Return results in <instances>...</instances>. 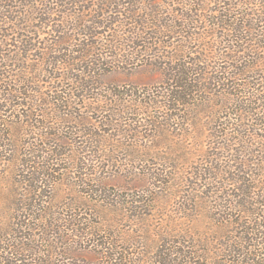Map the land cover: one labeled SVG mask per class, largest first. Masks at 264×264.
<instances>
[{
  "label": "rangeland",
  "instance_id": "374dc122",
  "mask_svg": "<svg viewBox=\"0 0 264 264\" xmlns=\"http://www.w3.org/2000/svg\"><path fill=\"white\" fill-rule=\"evenodd\" d=\"M78 1L0 0V73L32 101L15 100L13 105H22L3 108L1 114L7 124L0 132L2 263L106 264L108 255L103 253L108 251L99 240L109 236L121 244L118 255L124 259L118 264H155L159 252L169 246L190 251L194 256L190 264L243 263L255 246L258 249L252 253L261 255L255 260L264 264V236L259 234H264V109L247 99L264 92L257 85L260 72L256 71L264 67L258 64L264 58V37L255 32L235 44L217 18L229 5L231 16L238 20L264 6V0L116 4L107 9ZM126 9L138 17L131 20ZM118 10L120 15L114 13ZM177 15L192 16L193 21L187 30L180 29L176 41L154 35L153 29L137 32L132 24L137 20L138 25L158 26L160 20H179ZM105 18L109 24L98 28L89 23ZM3 20L19 30L11 32L14 26ZM44 43H52L49 50L56 44L76 51L79 45L89 54L71 55L83 63L66 62L62 54H50L43 62ZM182 45L190 52L183 51L186 60L205 61L203 68L197 67L212 76L220 68L253 66L249 79L245 78L253 86L243 89L244 79L232 80L228 83L232 87L205 83L207 89L198 92L188 108L169 112L163 104L156 105L153 98L168 78L163 69L171 63L161 58L175 56L171 46L177 50ZM234 49L238 53H232ZM58 57L64 63L58 64ZM71 68L90 69L96 88L86 92L87 98L74 91V103L60 107L52 99L75 86L67 80L78 76ZM11 76L26 78L28 90L17 86L18 79L14 82ZM239 110L248 115L244 121L236 115ZM74 129L79 130L78 137ZM54 150L60 157L77 160L70 165L59 161L51 181L38 196L32 194L26 167L44 170L42 153ZM37 157L40 163L35 166ZM241 185L251 193L243 206L245 214L241 210L247 199L237 197ZM26 214L31 217L24 218ZM74 222L79 225L73 231L63 229ZM21 224H28L26 230ZM247 228L257 236L244 235Z\"/></svg>",
  "mask_w": 264,
  "mask_h": 264
},
{
  "label": "trees",
  "instance_id": "16d2710c",
  "mask_svg": "<svg viewBox=\"0 0 264 264\" xmlns=\"http://www.w3.org/2000/svg\"><path fill=\"white\" fill-rule=\"evenodd\" d=\"M60 3L65 2V1H70V0H59ZM239 2V4H248V2L250 0H80L78 1L79 3H84V4H99L100 7H104L107 9V6L112 8L113 6H115L116 4H119V6L123 5V4H231V2ZM255 1H263V0H255ZM75 3V2H74ZM118 6V5H117ZM3 9V7H2ZM117 9V8H116ZM224 9V12L218 13V17L220 20V28L224 31H227V33H229L231 35V38H233L235 41V44L238 43H243L244 40L248 37L251 36L253 33L257 32L259 33V35L263 38L264 37V6H260L259 8L255 9V10H250L248 11V13L246 12L244 15H242V17L240 19H236L235 16H231V14H233V8L230 7L229 5L226 6ZM127 10V9H126ZM186 10H188L189 12H191L192 10L189 8H186ZM102 11V10H101ZM153 10H150L148 12H151ZM196 11V9H195ZM109 13H112V11H110ZM114 13H117L120 15V11H116ZM152 15V13H150ZM104 14H102L103 16ZM126 15H128L129 17H131L130 19L132 20V17H136L138 14H136L135 11L132 10H127ZM154 15V14H153ZM2 16V15H0ZM222 16V19H221ZM138 17V16H137ZM156 17V16H155ZM176 17L179 18L175 20H171L169 23L166 22H161L158 26L156 25H152L149 22H145L143 25H138L137 24V20H134L132 22V24L134 26L138 27L137 32H144L145 30H150L153 29L154 32H152L154 35H160V37L162 39H169L171 41H176V37L180 36L183 32V30H187L188 28H190V25H192V21H193V17L192 16H183V15H177ZM7 19V18H5ZM233 19V20H231ZM144 21V20H143ZM11 24L14 26V29L11 30L14 31L18 28H16V25H14L11 21L7 20H3V23H7ZM88 22V21H87ZM90 25H94L93 28H98L100 27L102 24H109L106 22V18L105 20H103V22L101 23H97V22H91L89 21ZM119 24H117V22H112L111 24L113 25H120V22H118ZM258 25V28H256V26ZM82 26V25H80ZM224 27V28H223ZM135 29V27H133ZM142 30H139V29ZM156 28V30H155ZM181 29V31H180ZM19 30V29H18ZM55 31V30H54ZM58 31H55V33H57ZM1 33V30H0ZM135 32L133 31V34ZM1 38V36H0ZM117 37L113 36V40H116ZM141 39V37H139ZM182 38V37H181ZM187 39L189 41H193V37L190 38V36H187ZM18 41V40H17ZM72 41V40H71ZM75 41V40H73ZM3 41L0 40V45H2ZM183 43L185 42V44L187 43L185 40H179V43ZM260 43V42H259ZM19 44L21 45V41H19ZM52 43L48 44V43H44V47L40 49L43 58L42 61H46L45 59L48 58V56L50 54H62L63 57L66 58V62H69V60H71L72 62H76V63H83V60H79V59H73L71 57V55L73 53H76L77 51H79L80 53H84V54H89L88 52H84V49L78 45V49L76 51L74 50H67L66 48H60L58 46H56V44H54L55 48H53V50H49L48 47L49 45H51ZM174 44V43H173ZM189 44V42H188ZM90 49H94L91 45H87ZM170 46V45H168ZM178 47V46H177ZM180 49L176 48L173 46H171V49H174L175 52L177 54H175V56H170L169 58L162 56L161 59H163V61L166 59L167 61L171 62L169 64V66L165 67L163 70L168 73V78H166L165 82L163 83V85H165V88L162 89V91L160 93H158L156 96H154V101H157L156 105L158 104H163L164 108H167L166 110L169 111H176L178 109H185L188 108L190 103L192 101H194L197 97V93L198 92H203V89H207L204 87L205 83L207 85H211L212 87H216L219 88V83H222V86L224 87H232V86H228L229 82H233L232 80H241L244 79V82L247 83V81L245 80V78H248V74L250 73L251 67L253 66H246V65H240V66H229V68L227 67L226 70L224 69H217L215 72V76H212L213 74H209L207 72H205L204 70L200 69L197 67V65H201L203 68V65L206 64L205 61H194L193 60H186V56L183 53V51H186L187 55H190V52L188 49H186L184 47V45L179 46ZM183 47V48H182ZM245 47H247V45H245ZM259 47V46H257ZM170 48V47H169ZM255 47H249L247 48L250 52L254 51ZM32 51V50H31ZM238 53V51H235V49L233 50L232 53L235 54ZM254 53V52H253ZM0 55H2L0 53ZM236 56H233V58L235 60H237V58H235ZM44 59V60H43ZM261 65L264 64V58H260ZM203 60V59H202ZM58 64L60 63H64L61 61V57H58L57 61ZM236 62H240L239 60ZM67 65L69 66V63H67ZM83 67V66H82ZM257 67H255L254 69H256ZM205 69V68H204ZM71 71H74L78 74V76L76 78H68L67 80L69 82H71L72 84H75V86L73 88H70L67 92V94H61L59 96H55L52 100V103H59L60 107L61 105L63 107L65 106H69L72 103H74V99L77 98V96H75L73 94L74 91H80L82 92L81 95L79 97H84L87 98L86 92H90L95 90V86L92 84H95V77L94 74L91 73L90 69H82V70H75L73 68L70 69ZM256 71H259V75H258V83L257 85L262 86V88H264V67L262 66L261 68L257 69ZM5 74H8L10 72H4ZM18 79L17 76H11V79H13L14 82H16V79ZM10 79V82L12 81ZM223 81V82H222ZM211 82V84H210ZM226 82V83H225ZM4 84V86H2ZM17 86H25L24 89L28 90V81L26 80V78H21L20 80L18 79V82L16 83ZM201 84L203 85V87H200ZM11 84H8L5 82V75L3 74V72L0 73V87H3L4 89L2 91H0V117L1 114L3 113V108H18L20 107L22 104L17 105H13L14 101L17 100L18 101H23L26 100L25 97L23 96V94L21 93V91L18 88H13L14 85L10 86ZM252 85V82H248L247 84H243V86H241L243 89L246 88L248 89L249 86ZM9 87V88H6ZM10 87H12L10 89ZM94 92V91H93ZM259 94H250V96L247 97V99H250L249 102L250 103H254L257 101L258 103L261 104L262 108L264 109V92H258ZM261 93V95H260ZM97 95V94H96ZM97 99L98 102H102V100ZM159 99V100H158ZM27 102L30 103V99L27 98L26 100ZM32 102V101H31ZM36 102H39V104L41 105V100L40 97L37 98ZM35 102V103H36ZM249 103V104H250ZM48 104H50L48 102ZM7 105V106H6ZM45 105V104H42ZM178 108V109H177ZM180 111V110H178ZM170 112V111H169ZM183 112V111H182ZM37 116H39V111L36 112ZM65 113V116H68ZM236 115H238L239 119H242L244 121V119H246L248 116L247 113L245 111H241L239 110V113L237 112ZM70 116V115H69ZM10 117V116H9ZM39 117H43L42 114ZM45 117V116H44ZM176 118V116H173V118ZM246 117V118H245ZM170 118V117H169ZM264 118V117H263ZM171 121V118L169 119ZM264 120V119H263ZM65 123H70V122H65ZM69 125V124H67ZM238 125V124H237ZM7 126L5 120L1 117L0 118V132L4 133V128ZM153 127H156L155 125H153ZM159 128V127H158ZM44 129V128H43ZM75 130L74 136L78 137V131ZM264 131V129L262 130ZM45 135H49L46 134ZM45 140L48 139V137H43ZM44 154V156H41L42 161L44 160V170L40 171V170H35L36 168L31 166V167H26V174L31 173V193L35 194V195H39L41 193V190L46 187V182L51 181L52 179V175L53 173L56 171L54 170L53 167L58 166V162H63V163H67V164H73L72 162H75L76 160H70L64 157H60V154H58L57 152L54 151H50V152H45L42 153ZM39 157H37V161L32 162L33 165L38 166L40 161H39ZM72 161V162H71ZM30 162V160H29ZM31 163V162H30ZM84 164V162H82ZM22 165H24V162L22 163ZM43 168V167H42ZM30 169L32 172H30ZM23 172H25L23 170ZM82 179L84 181H86L87 179L82 177ZM84 181L82 183H84ZM45 183V184H43ZM87 186H89V184H87ZM246 188L245 185H241V187L237 188V192L239 193V195L237 197L240 198H245L246 200H243V205L242 208L239 205V209L241 208V213L245 214L246 212V207H243L244 205L248 204V200H250L249 198H251V193H247L244 189ZM244 191V192H243ZM34 200V198H31V201ZM31 208H33L31 206ZM29 211V210H28ZM240 211V210H239ZM27 215V214H26ZM21 217L24 216V214L20 215ZM31 215H27L24 218H30ZM38 217H34L33 219H36ZM68 224V223H67ZM65 226V228L63 227V229H70L71 231L74 230L75 227H77L79 224L71 223L70 225L68 224ZM23 225V226H22ZM28 227V224H21V228L25 229ZM248 230H245L244 235H251V236H257L256 233H254V229L252 228H247ZM90 231V230H89ZM101 231V230H100ZM91 234H95L93 232H90ZM89 233V234H90ZM261 236H264L263 232L259 233ZM97 235V234H95ZM98 236V235H97ZM244 240H249L246 238H242ZM240 239V241L242 240ZM252 239V238H251ZM253 240V239H252ZM99 245L101 246V248H104L106 251H108V253H103V255H108L105 256V263L106 264H110L111 261H113V264H118L117 262L120 260H123L124 258L119 257L120 255H118V251L121 250L120 246V242H117L118 245H116L109 236H104L101 237V239L99 240ZM170 245V244H167ZM172 245V244H171ZM264 247V244L261 245ZM171 248H165L164 250H162L161 252H159V260L155 262V264H190L193 261L194 257L193 255H191L190 251H182L180 248L174 249L175 246H169ZM250 247L249 245L246 246V250H248ZM185 248V247H184ZM188 249V247H186ZM253 250H251L250 254H245V256H247V258H249L246 262L243 263H239V264H260L259 260H255L257 259V257L261 256V255H255V253H252L256 251L255 246H253L252 248ZM173 250H175V252H173ZM177 250V251H176ZM110 251V252H109ZM121 254V251H120ZM163 255V257H162ZM173 255H175L174 257H172ZM176 257V258H175ZM178 258V259H177ZM172 259V260H170ZM102 260V257H101ZM3 261V257L0 256V264ZM51 262H46V264H50ZM38 264H44L43 262L38 263Z\"/></svg>",
  "mask_w": 264,
  "mask_h": 264
}]
</instances>
